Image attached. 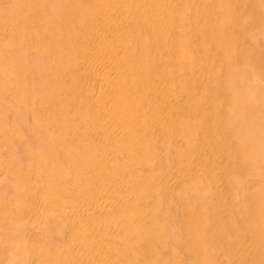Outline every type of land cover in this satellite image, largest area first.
Here are the masks:
<instances>
[{"label":"bare ground","instance_id":"bare-ground-1","mask_svg":"<svg viewBox=\"0 0 264 264\" xmlns=\"http://www.w3.org/2000/svg\"><path fill=\"white\" fill-rule=\"evenodd\" d=\"M202 1L0 0V152L5 154L4 159L0 156V165L5 163L4 170L5 167L11 169L8 176L2 173L3 168L0 170L4 175L0 201L5 195L10 196L9 189L16 191L19 184H23L27 173L24 168H28L27 174L31 175L30 163L41 161L48 173L57 174L55 184L51 174H48L50 177H40L44 179L39 183L35 178L33 183L37 182V187L42 182L48 183L47 178L54 184L51 189L49 186L45 189L43 184L39 190L33 191L39 193L34 194L32 201V205L37 206L36 211L32 205V209L28 204L16 206L18 201L14 197L18 194L11 193L10 198H14L15 203L7 200V214H13L8 209L14 206L11 210L16 207V216L38 214L39 218L35 217L38 220H35L36 228L32 227L31 221L28 225L26 217L24 225L18 219L21 226L25 229L26 225L28 229L21 231L24 237L20 234L9 239L7 244L0 242L5 246L3 249L0 245V264H184L187 255H181V258L185 256L181 261L176 253L181 247L175 249L180 246L178 243L184 228L187 231L184 237L188 236L185 238L191 247H196L195 252H190L197 253L196 262L195 258L191 259L192 255L190 262L219 264L221 252L227 253L230 247L231 251L234 247L219 246L222 251L213 247L215 241L212 244L209 237L212 238L211 234L221 227V219L219 221L217 217L216 221L215 217L216 223L219 221L215 225L211 216L216 214L212 215L207 209L211 213L209 216L203 207L219 200L216 194L220 195V189L230 200L232 210L228 211L237 218L235 223L242 218V225L246 222L255 226L261 243L255 262L264 264V0H245L246 7L243 8L249 13L243 10L249 18L246 22L241 21L243 24L240 19L235 20L239 13L235 2L232 5L230 0H215V15L214 10L207 11L210 6L208 8L209 3L205 5V0L204 5H200L202 7L198 6ZM190 7L192 11V7L196 9L199 19L208 12L210 17L207 15L206 19L216 21H212L214 24L210 20L206 22L204 17L203 21L209 25L202 22L203 25L197 19L198 25L202 26L191 27L196 20L191 16V22L189 15H185V12L191 13ZM234 20L235 24L241 25L239 28L231 24ZM203 26L210 32L203 31ZM230 28L239 29V37L236 32V36L234 31L229 32ZM197 30L200 40L195 36ZM195 39L199 47L192 45L193 51L190 45ZM210 41L213 46L216 43L222 54L217 60L223 57L224 63L220 59L222 68L214 67L212 71L210 64L213 63H209L212 56L207 58ZM213 50L216 53V49ZM213 70L215 75L221 73L218 76L220 83L217 82L222 87L219 89L221 98L219 94L220 102L217 103L223 105L220 107L224 109L219 111L224 112H218L224 115L216 113L217 109L213 108L214 112L213 105L210 110L214 119L215 113L223 118L222 125L231 143L228 150L234 159V170L225 182L226 190L219 187L220 193L214 192L218 184L211 186L213 182L203 176L204 170L212 172L218 168L212 157L210 162L202 164L200 156L202 161L199 157L196 162L201 163L198 171L201 168L202 175L189 169L195 175L187 172L190 177L179 185L171 178L172 171H176L172 164V147L181 150L178 164H183L185 169L192 167L191 160L198 153L197 149L215 153L212 138L215 124L207 126L203 121L206 118L195 116L198 117L195 121L198 126L191 131L181 124L179 113H176L179 108L175 106L184 94L182 92H193L200 84L209 85ZM201 93L199 96L204 101ZM214 94L218 95V92ZM191 95L186 97L190 99ZM195 101L194 110L196 106L204 107ZM173 106L175 112L171 110ZM163 109L173 112L168 113L171 115L167 119L163 118L168 123L165 130L176 124L182 135L178 132L181 136L175 138L177 142L174 139L161 141L153 166L151 160L156 145L154 143L152 147V142L146 138H157L162 132L157 118L165 115ZM63 173H66L65 177L69 175L64 181ZM34 185L28 184V187ZM26 187L22 185L19 190ZM25 190L28 193L27 188ZM40 191L43 192L41 196ZM26 192H23L25 197ZM31 193L29 200L33 196L30 197ZM213 196L216 197L214 201L211 200ZM20 197L17 198L20 200ZM166 202L170 209H165ZM244 211L249 215L247 219L246 215L241 216ZM183 212L188 213L186 218ZM1 216L3 221L6 215ZM207 219L212 220L211 229L212 224L219 228H208L211 231L206 232ZM178 220L182 225L186 223L184 228ZM19 222H13V225H19ZM234 225L238 227L239 222ZM21 226L20 229L14 226L17 234L22 230ZM218 231L215 239L221 236L220 229ZM4 234L8 236L10 233ZM191 247H187L188 250H192ZM212 248L218 253L221 251L220 254L216 255Z\"/></svg>","mask_w":264,"mask_h":264},{"label":"rangeland","instance_id":"rangeland-1","mask_svg":"<svg viewBox=\"0 0 264 264\" xmlns=\"http://www.w3.org/2000/svg\"><path fill=\"white\" fill-rule=\"evenodd\" d=\"M202 1V0H201ZM204 1V0H203ZM201 2V4H200V2L198 3L199 5L198 6H200V5H204V2H205V5H207L208 3H209V5H208V8H209V6H210V8H209V10H207V11H209V12H211L210 10H214V7L216 6L215 5V3H217V1H215V0H205L204 2ZM214 2V3H213ZM230 2L232 3V5H233V2H235L234 4H237V5H235L236 7V9H238V11H239V13L241 14V16L239 15V13L238 12H236V13H238V18H236L235 20H237L236 22H238L239 21V19H240V24L242 23V22H246V19L248 20V18L249 17H247L246 15H248V9H246V8H243V6L244 7H246V5L245 4H243L244 2H245V0H230ZM237 2V3H236ZM212 4V7H211V4ZM243 4V5H242ZM197 5V4H196ZM215 5V6H214ZM240 5V6H239ZM242 5V6H241ZM194 6H195V4H194ZM214 6V7H213ZM200 7H202V6H200ZM204 7V6H203ZM239 7V8H238ZM193 8V11H192V9H191V7H190V9H191V13H193L194 12V14H192V15H190L191 13H190V9H185L186 11H189L188 13L187 12H185L186 14V16L187 15H189V18H190V20L187 18V21L189 20V21H191L192 22V20L193 19H195L196 21H194L195 23L193 24V22H192V25H191V27H193V26H199L198 24V20L197 19H199V15H197L196 14V9L194 10V7H192ZM205 8H207V6L205 7ZM212 8V9H211ZM235 9V10H236ZM242 9V10H241ZM245 11H247V12H245ZM237 11V10H236ZM242 11V12H241ZM206 12V11H205ZM214 13L216 12V10H214L213 11ZM190 13V14H189ZM204 14H206V13H203L202 15V19L200 18L199 20V22L201 23V24H203L204 25V23L205 24H207L206 22H208V20H210L211 21V23H213L214 21H216V19H212L211 20V18L210 19H208L210 16V14L208 15V12H207V19H206V16L204 15ZM213 13H211V16H213L212 15ZM215 15H217V12L215 13ZM214 15V18H216V16ZM245 15V16H244ZM191 16H196V17H198V18H194L193 17V19H192V17ZM235 16V17H236ZM244 16V17H243ZM188 17V16H187ZM205 17V18H204ZM245 17H247V18H245ZM207 20L206 22H204L205 20ZM245 19V20H244ZM204 20V21H203ZM214 20V21H213ZM235 20H234V22L232 21L231 22V24L232 25H237L236 26V28L238 27H240L241 25L240 24H235L236 22H235ZM188 21V22H189ZM213 21V22H212ZM242 21V22H241ZM202 22H204V23H202ZM190 23V22H189ZM210 23V22H209ZM191 24V23H190ZM214 24V23H213ZM230 24V25H231ZM243 24V23H242ZM207 25H209V24H207ZM206 25V26H207ZM239 25V26H238ZM200 26H202V25H200ZM199 26V27H200ZM204 27V28H207V27H209L210 28V26H207V27ZM235 26H233L234 28H235ZM202 27V28H203ZM203 28V31H205V32H207V33H209L210 32V30L208 31L207 29H204ZM229 28V27H228ZM233 28V29H234ZM202 30V29H201ZM230 30H232V28H230L229 29V32H230ZM237 30H239V29H236V30H232V32H233V35H235L236 36V34H237V37H239L238 36V33L239 32H237ZM198 31V30H197ZM197 31H195V33L197 34V33H199V31L197 32ZM240 31H241V29H240ZM193 32V31H192ZM213 32V31H212ZM235 32H236V34H235ZM242 33V31L240 32V34ZM195 34V36H197V39H198V35L199 34H197L196 35ZM210 34H213V36H214V33H210ZM230 34H232V33H230ZM229 34V35H230ZM239 34V35H240ZM243 34V33H242ZM193 36H192V38L194 37V32H193V34H192ZM233 35H231V36H233ZM216 36V35H215ZM214 36V37H215ZM213 37V38H214ZM196 38V37H195ZM212 38V41L214 40ZM194 39V38H193ZM196 40V39H195ZM198 40H200V38L198 39ZM212 41H210V45L209 46H207V47H209L208 48V51H207V53H208V55H207V58H209V57H211V59H213V60H210V59H208V62H209V60H210V62L209 63H213L212 65L210 64V68L211 67H213V68H211V71H212V69H215L214 67H218V66H221V68H222V64H221V60H222V63H223V57H220V59L219 60H217L218 58L217 57H219V54H221V53H219L218 51V49L216 48L217 46H216V43H213L215 46H213L211 43H212ZM215 42H216V39L214 40ZM196 42H197V44H196ZM195 45V46H197V48L199 47L198 46V41L196 40L195 41V43L193 44V42H192V44L190 45V48L192 47L193 48V46ZM194 46V47H195ZM212 46H213V48L214 49H216L215 50V52L216 53H213L214 52V50H213V48H212ZM191 48V49H192ZM196 48V47H195ZM195 48H193V51H195ZM212 49V50H211ZM198 50V49H197ZM209 53H210V55H209ZM213 54H214V56H213ZM222 55V54H221ZM220 55V56H221ZM261 55V54H260ZM263 57H264V55H263ZM215 60V62H213ZM212 61V62H211ZM217 62V63H216ZM220 62V63H219ZM219 63V64H218ZM224 64V63H223ZM221 70V69H220ZM216 71V70H215ZM214 70H213V72H212V74L211 75H213V79L215 80V81H213V79L212 78H210L211 80L208 82L209 83V85H205V84H207V83H205V84H203V86H197L198 88H200V89H198V88H195L194 90H193V92H192V90L191 91H186V92H182V93H184L182 96H181V101L179 100V102L177 101V103H178V105H175L177 108H179V111L178 112H176V113H179V115H178V117H179V120L181 121L182 120V122H181V124L182 125H184V126H187V127H189V129L191 130V131H194L195 130V128H197V127H195V125L196 126H198L197 124H195V121H197L198 119V117L196 118L195 116H199V118L200 119H205V120H203L204 122L206 121L207 122V126H208V124H209V126H211L210 124H212V125H214L215 127H213L214 129H212V131H213V137L212 138H214V150L213 151H215V153L214 152H212L211 154H210V152H208V151H206L205 149H197V154H201V155H198L197 156V154H195L194 155V159H196L197 157H198V159L195 161L194 159H192L191 160V166L192 167H190L189 166V168H187V169H185V167L183 166V164H178V162L179 161H181V159H180V152H181V150L180 149H178V148H176V147H174V150H173V147L171 148L172 150H170L173 154V163L172 164H174L173 166H176V167H174L175 169H176V171L175 170H173L172 171V179L174 180V182H173V180H171L174 184H181L182 182H184L185 181V179H188V177L187 176H189L190 177V174L188 175V173L187 172H189V173H191L192 175H195V173H196V171H197V173H200L201 175H202V173H201V168L199 169V171H198V168H199V166L201 165V163L203 164V162L204 161H206V162H210L211 161V157H212V159H214L215 160V162L217 163V169L215 170V171H206V170H204V173H203V176H205V178L208 180V181H212L211 183H212V185L211 186H213V184L215 183V186H216V188H217V190H214V192H216V191H218L217 193H220V195H221V197H220V195L219 194H216V196H217V199H219V200H217V202H216V197L215 196H213V198L211 199V200H213L214 201V199H215V203H217L216 204V206H214V208H216V211L215 212H213V209L214 208H212L213 207V204L215 205V203H213L212 202V204H211V202L209 203L208 202V205H210L211 204V206H208L207 204V206L206 207H203V210H204V208L206 209V212H207V214L209 213L208 211H207V209L209 210V211H211L212 212V215H214V213L216 214V216H211L210 214L211 213H209L208 215L209 216H211L213 219L212 220H214V218L216 217V221H217V219L220 221V219H221V223L219 224V229H220V232H221V236H217V238L215 239V236H216V232H219L218 230V228L217 227H215V225L217 224L218 225V223H219V221H218V223H216V221H215V225H213L212 224V229H213V227H215L214 229H218V230H216V231H214V235H212L211 234V236H212V238L211 237H209L208 235H207V237H209V239H210V241L212 240V244H213V241H215L214 242V244L215 245H213V247H215V248H217V250L219 249V250H221L222 251V246H224V247H228L229 248V246H233L234 247V250H232L231 251V247L229 248L230 249V251H229V249H228V252L226 253V252H221V251H219V253L216 251V249L214 250L213 248V250H214V252L216 253V255H219L220 254V252H221V254L219 255V260H221L220 262L222 263V264H225V262H227L228 264H256L257 262H255V261H258V251H259V244H261L260 243V240H259V236H258V234H257V232H256V228H255V226L252 224V223H243V225L241 224V221H242V218L241 217H238V218H241V221H239L240 219H238V221L236 222V223H238L239 222V228L237 227V225L235 226L234 224H236L235 223V220H237V218L236 217H234L235 215H233V212L231 213V211H228V209H231L232 210V208H230V200H229V198H228V196H226L225 194H226V192L224 193V191H222V189H220V188H223V190H226L225 189V182H226V179H227V177L229 176V174L234 170L233 168H232V166H233V161H234V159L231 157L232 155L229 153V151H230V149L228 150V148H230V146H231V143L228 141V139H227V137H226V129L224 128V126L222 125L223 124V122L221 121L223 118H222V116L224 115L223 113V115L221 114V113H219V112H224V111H219V110H222V109H224L222 106V104L220 103L219 104V106H218V103L217 102H220V100H218V98H217V96L219 97V94H220V90L219 89H221L222 90V87H221V85L219 84L220 83V80H219V77L218 76H220V74L221 73H218L217 75H215L216 73H214ZM215 76V77H214ZM212 77V76H211ZM219 80V81H218ZM212 81V82H211ZM217 82H219V83H217ZM211 83V84H210ZM213 83V84H212ZM217 83V84H216ZM220 85V86H216V85ZM211 86H213L212 88H211ZM210 87V88H209ZM202 88H203V90H202ZM216 88V90L214 91V89ZM209 91H208V90ZM218 89V90H217ZM206 90V91H205ZM194 91H196V93L198 94L197 96H196V93L195 94H193L194 93ZM214 91V92H213ZM220 91V92H219ZM199 92V93H198ZM203 94H202V93ZM207 92H209V93H207ZM217 93L218 92V95H216V94H214V93ZM161 93V92H160ZM159 93V94H160ZM192 95H191V94ZM200 93H201V95H202V97H203V99H204V101H201L202 100V98L199 96L200 95ZM206 96H205V95ZM213 94L214 95H216V96H213ZM181 95V94H180ZM188 95H191L190 97V99H189V97H186V96H188ZM210 95V96H209ZM195 96V97H194ZM209 96V97H208ZM211 96H213V98L211 97ZM182 97H186L184 100H183V98ZM195 100H197V102L195 101V104L197 103V104H199V106L200 105H203L204 104V107L202 106V108L200 107V108H198L197 106H196V108H195V110H194V107H195V105H194V99ZM201 98V99H200ZM220 98H221V94H220ZM188 99V100H187ZM193 99V100H192ZM200 99V100H199ZM210 99V100H209ZM217 99V101H216V103L214 104V102H215V100ZM183 100V101H182ZM189 100L191 101L190 103H188L189 102ZM211 100H214V101H211ZM187 101V102H186ZM206 101H208V102H206ZM201 102V103H200ZM202 102H204V103H202ZM206 102V103H205ZM209 102H211V103H209ZM213 102V103H212ZM224 103V102H223ZM211 104V105H210ZM216 104H217V106H216ZM192 106V107H190V106ZM209 105V106H208ZM213 105V107H212V110H213V108H214V110L215 109H217V110H215L216 111V113H219L220 115H222L221 116V119L219 118V116H217L218 114H214L215 115V119H214V116H213V111L212 110H210L211 108V106ZM215 105V106H214ZM220 105H222L221 107H220ZM175 106H173L172 107V109L171 110H174L175 108ZM176 108V109H177ZM190 108V109H189ZM169 109V110H170ZM200 111H199V110ZM206 111L205 113L206 114H204V110ZM178 110V109H177ZM176 110V111H177ZM193 112H192V111ZM164 111V112H163ZM163 111H161L160 110V112H163V113H165V115H162L163 117L162 118H157V120H159L158 122L160 123V128H162V132L160 131V133H158L159 134V136H157V138H156V136H154V137H147L146 139H148V141H149V143H151L152 144V147H154L155 145L157 146H155V148H153V149H155V151H153V154H154V156L152 155V163H153V166H155L156 165V163H155V165H154V162L156 161V159H157V156L158 155H156L155 156V154L156 153H158V151L156 152V150H157V148H160V146L161 145H159V144H161L162 142H163V140L165 139V140H167V141H169V140H172V139H174L173 141L174 142H177L176 140L178 139V137H180L181 135H182V133H180L179 131H180V128H178V126L176 127V124H174L173 126H172V129L170 128V129H168V131H166L165 129L167 128V126H168V123L166 122L167 120V116H169V115H171V114H168V113H171L172 111H168L167 112V110H166V112H165V110L163 109ZM203 111V112H202ZM214 111V112H215ZM219 111V112H218ZM174 112H175V110H174ZM192 112V113H191ZM163 113H160L159 115H161V114H163ZM173 113V112H172ZM166 114H168V115H166ZM175 114V113H174ZM173 114V115H174ZM180 114H181V118H180ZM196 114V115H195ZM201 114V115H200ZM158 115V116H159ZM176 117H177V114L175 115ZM192 116H193V118H192ZM166 118L165 119V121H163L164 119L163 118ZM194 117H195V119H194ZM216 117H218L219 119H217ZM186 119V120H185ZM197 119V120H196ZM216 120H218V122L219 121H221V122H219V123H217L216 122ZM186 122V123H185ZM189 122V123H188ZM206 122H205V124H206ZM187 123H188V125H187ZM193 123V124H192ZM192 124V125H191ZM175 126V127H174ZM180 126V125H179ZM193 127V128H192ZM212 128V127H211ZM177 129V130H176ZM188 129V128H187ZM188 129V130H189ZM179 130V131H178ZM167 132V133H166ZM178 132L181 134H178ZM165 133V134H164ZM157 134V135H158ZM164 134V135H163ZM170 134V135H169ZM161 135V136H160ZM166 136V137H165ZM160 137H163V138H161L160 139ZM169 137V138H168ZM151 138V139H150ZM171 138V139H170ZM175 138H177L176 140H175ZM157 139V140H156ZM159 139V140H158ZM164 140V141H165ZM151 141V142H150ZM162 141V142H161ZM154 143H155V145H154ZM165 143V142H164ZM164 143L162 144V146L164 145ZM1 150V149H0ZM231 150H232V147H231ZM231 152V151H230ZM2 153H3V151L2 152H0V156H1V158L2 157H4L5 156V154L4 155H2ZM170 154V153H169ZM213 154V155H212ZM172 155H171V158H172ZM195 156H197L196 158H195ZM200 156H202V158H203V161H202V158L200 157ZM156 157V158H155ZM199 157H200V160H199ZM0 158V159H1ZM5 158V157H4ZM4 158H2V159H4ZM1 159V160H2ZM0 160V164H1V161ZM154 160V161H153ZM172 160V159H171ZM202 161L201 163H196L197 161ZM33 161H35V160H33ZM194 161V162H193ZM176 162V163H175ZM36 163H39V164H37L36 165ZM182 163V162H181ZM178 164V165H177ZM30 165H31V167H32V169H31V167H30V169H29V173L31 172V175H32V178H30L31 177V175H28L27 173H28V168H24V172L26 171L27 173L25 174V180H24V182H23V184L21 183L22 182V180H21V184H19V187L21 188L22 187V185H24V187H25V185L27 186L26 188H27V190H28V193L26 192V188L25 189H21V190H16L17 191V193H15L16 191L14 190V188L11 190V189H9V191H7V193L8 192H10L11 191V193L15 196V195H17V196H15L14 198H16V201H18L15 205L16 206H18L19 204L20 205H27L28 204V207H31V205H32V201H33V198H34V194H37L38 192H36V193H34L33 191L34 190H39L40 188H41V186H43V184H44V188L46 189V187H48V188H50L51 189V186L52 185H54L55 184V178L56 177H54V176H56L57 174H54L53 176H52V174H53V172H50V173H48L47 171H48V169L46 170V167H44L43 165H42V163H41V161H36V162H33V163H30ZM33 165V166H32ZM152 165V164H151ZM180 165H182V166H180ZM199 165V166H198ZM3 166H7V165H5V163H4V165H0V170L3 168V170H1L2 171V173H4V175H7L8 173V175H10L11 174V169H10V167H9V169H8V167L6 168L5 167V170L6 171H8L6 174H5V170H4V167ZM8 166H11V165H8ZM37 166V167H36ZM182 168V170H181V168ZM42 167H43V169H42ZM11 168L13 169V167L11 166ZM37 168V171L35 172V169ZM27 169V170H26ZM38 169H39V171H38ZM186 171H184V170ZM189 169H192L191 171L192 172H195V173H192L191 171H189ZM15 170V169H14ZM13 170V171H14ZM1 171H0V180L4 177V175H2V173H1ZM5 171V172H4ZM44 171H46L47 172V174L44 172ZM182 171H184V172H182ZM35 172V173H34ZM38 172V174L39 175H37L36 173ZM207 172H209L208 174H206ZM13 173V172H12ZM43 173V174H42ZM52 173V174H51ZM174 173V174H173ZM48 174H51V177H50V175L48 176ZM7 175V176H8ZM34 175V176H33ZM35 175H36V177H35ZM43 175H47V177H50V178H52V177H54L51 181H52V183H54V184H51V182H50V179L49 178H47V180H49V182L48 183H46L45 181V183H40L41 185H38V187H37V182H35L36 183V186L34 185L35 183H33L34 182V180H35V178L37 179L38 178V180H36V181H38V183H39V181H42L44 178H40V177H44ZM62 176V179H63V181L64 180H66L67 178H69V175L67 176V177H65V175H66V173H63V174H61ZM37 176H39V177H37ZM209 178H208V177ZM64 177H65V179H64ZM185 177V178H184ZM192 177V176H191ZM41 180H40V179ZM184 178V179H183ZM31 179H33V181L31 180ZM55 179V180H54ZM184 180V181H183ZM2 181V180H1ZM0 181V186H2L1 185V183H3L4 181H2L1 182ZM181 182V183H180ZM32 183V184H31ZM4 184V183H3ZM28 184L31 186V185H34V187H36V189L32 186V187H28ZM49 184V185H48ZM178 184V185H179ZM224 185V186H223ZM215 186H213V187H215ZM54 186H52V188H53ZM220 187V188H219ZM32 188H33V190H32ZM218 189H220V192H219V190ZM14 190V191H13ZM30 190V191H29ZM19 191L21 192V193H19ZM23 192H26V197H25V194L23 193ZM32 192V193H31ZM229 192V191H228ZM11 193H9L8 195H12ZM23 193V194H22ZM29 193H31V195H30V197L32 196V198L29 200ZM20 194V195H19ZM28 194V195H27ZM39 194V193H38ZM41 194H43V192H41L40 191V196H41ZM222 195H224V196H226V197H224V196H222ZM10 196H7V195H5V197H4V199L2 198L1 199V201H0V216L2 215V213L3 214H5V212H6V216L5 215H2L4 218H2V220L3 221H1V218H0V224H3L4 226H5V228H4V226H3V229H2V226H1V228H0V242H2V243H4V244H7V241H10L9 239H11L12 237V240L17 236L18 237V235H20L24 230H26V228L28 227V226H26L25 225V229L21 226V224H20V222H22L23 223V225H24V219H25V217H26V221H28V225H30V222L29 221H31V225H32V227H34V228H36L35 227V223H37L38 222V218H39V215L37 214L36 216H37V219H35V215H32V216H34V217H32V216H24V217H21V216H16V215H14V211H15V209H16V207H15V209H13V210H11L14 206L12 205V204H10L11 206H13V207H10V209H8V211H13V214H12V212H8L9 214H7V211H5L6 210V207H7V205H9V203H12L13 201H14V203H15V200H13L14 198H10ZM19 196H22V197H20V200H19V198H17V197H19ZM36 196V195H35ZM38 196V195H37ZM9 197V198H8ZM25 199H24V198ZM28 197V198H27ZM166 197V196H165ZM164 197V198H165ZM161 198H162V196H161ZM9 199V201H10V199H11V201L8 203L7 202V200ZM18 199V200H17ZM27 199L29 200V203L28 202H26L27 201ZM165 199H168L167 197L165 198ZM165 199H163V200H165ZM166 201V200H165ZM218 201H219V203H218ZM223 201V202H222ZM167 202H168V200H167ZM166 202V203H167ZM13 203V204H14ZM168 205L167 206H164L165 207V209H166V207L167 208H169L170 209V207H169V203H167ZM19 205V206H20ZM164 205H166V204H164ZM18 206V207H19ZM33 207H34V209L33 210H35L36 211V208H37V206L35 207L34 205H32ZM163 206V205H162ZM170 206H171V204H170ZM172 206H173V203H172ZM244 206V205H243ZM33 207H31V209L33 208ZM163 207V208H164ZM232 207V206H231ZM7 208H9V206L7 207ZM239 208H242L243 209V207H240L239 206ZM179 209V208H178ZM183 211H184V208H181ZM234 209V208H233ZM236 210H237V208H235ZM241 209V210H242ZM245 209V211H246V208H244ZM167 210V209H166ZM240 210V211H241ZM5 211V212H4ZM186 211V210H185ZM243 211V210H242ZM245 211L244 212H242V214L243 215H241V216H244V215H248V214H244L245 213ZM182 212V211H181ZM180 212V213H181ZM205 212V210H204V213H206ZM248 212H250V214L252 215V212L248 209ZM10 213L12 214V215H10ZM153 213V212H152ZM152 213H150V216L152 215ZM179 213V214H180ZM228 213L232 216V218H230L231 216L229 215V217L227 218V215H228ZM178 214V215H179ZM188 214V213H187ZM187 214H184V212H183V215L185 216V218L187 217ZM206 214V216H207V218L209 217L208 215ZM7 215H8V218H7ZM180 215H182V214H180ZM1 216V217H2ZM14 217V219L12 220V218ZM184 216H182V217H184ZM249 216V215H248ZM248 216L247 217H245V219H247L248 218ZM9 217H10V219H9ZM181 217V216H180ZM180 217H178V218H180ZM189 217V216H188ZM210 217V218H211ZM218 217V218H217ZM244 217H243V219H244ZM27 218H28V220H27ZM34 220H33V219ZM185 218H183V222H184V219ZM236 218V219H235ZM16 219H17V221L19 222V220H20V222H19V225H16V224H18V223H15V225H13L14 223L13 222H17L16 221ZM19 219V220H18ZM188 219V218H187ZM186 219V220H187ZM37 222H36V221ZM211 219H210V221H212ZM4 221H5V224H4ZM7 221V222H6ZM35 221V222H34ZM179 221V220H178ZM181 221H182V219H181ZM181 221H179L178 223L179 224H181ZM207 221H208V223H206L205 224V226H204V229L206 230V232H210L212 229H211V227H209V224H210V221L207 219ZM214 221H213V223H214ZM222 221H223V223H222ZM244 221V220H243ZM247 221V220H246ZM10 222V223H9ZM8 223L10 224V225H8ZM27 222H25V224H26ZM7 224V225H6ZM33 224H34V226H33ZM186 224V223H185ZM185 224L184 225H180L181 227H183V226H185ZM246 224V225H245ZM242 225V226H241ZM7 226V227H6ZM13 226V228H11ZM14 226L16 227V226H18V228L20 229V226L22 227V230H19L20 231V233H16L17 231V228H14ZM210 226H211V224H210ZM31 226H30V229L32 228ZM7 228V229H6ZM184 228V227H183ZM208 228H210L211 230L209 231V229ZM3 231H2V230ZM16 229V230H15ZM28 229V228H27ZM15 230V231H14ZM184 230L185 231H182V232H186L187 233V231H186V229L184 228ZM1 231L3 232V233H1ZM11 231V232H10ZM14 231V232H13ZM18 231V232H19ZM22 231V232H21ZM4 232L5 233H10V234H7L8 236H6V234H4ZM15 235H13V234ZM25 233V235H26V232H24ZM184 233H182L183 235L181 236V239H180V241H179V247H178V245H177V247L176 246H174V248L175 249H180V247H181V249L179 250V252H176V253H178V256L180 255V259H181V261H183V257H185L186 255V257H185V260L183 261V262H190L191 261V259L192 258H195L194 259V261L196 262V258H197V255H195V254H197V253H194L195 251L194 250H196L195 248L196 247H194V245H193V247H191L192 246V244L189 242V240L187 239L186 240V238H188V236H185L184 237ZM212 233V232H211ZM23 234V233H22ZM21 234V236H23L24 237V235H22ZM209 234V233H208ZM4 235V236H3ZM10 235V236H9ZM30 235V233H28L27 232V236L28 237H30L29 236ZM187 235V234H186ZM27 236H25V238H27ZM5 237V238H4ZM221 237H223V238H221ZM185 238V239H184ZM220 238H221V240H220ZM2 239H4V240H2ZM5 239H7V240H5ZM182 239H184L183 241H182ZM208 239V238H207ZM2 240V241H1ZM206 240V239H205ZM207 241V240H206ZM6 242V243H5ZM185 242V243H184ZM2 243H0V245H2ZM4 244L2 245L3 246V249H4ZM184 244V245H183ZM207 245H211V244H209L208 243V241H207V243H206ZM174 245H176V244H174ZM186 245V246H185ZM2 246H0L1 247V249H0V254H1V250H2ZM191 247V249L192 250H190V248H189V250H188V248L187 247ZM221 248H220V247ZM211 247H212V245H211ZM219 247V248H218ZM226 249V248H225ZM224 248H223V250L224 251H227V249L225 250ZM258 249V250H257ZM178 250H176V251H178ZM185 250H186V252H185ZM188 250V251H187ZM180 251H181V253H180ZM191 251H194L192 254L190 253ZM189 252V253H188ZM196 252H199L198 250L196 251ZM231 252V253H230ZM223 253V254H222ZM181 255H185V256H182V258H181ZM189 255V256H188ZM191 255L193 256V257H191ZM195 255V256H194ZM225 255V256H224ZM223 256V257H222ZM257 256V257H256ZM189 257H191V259L189 258ZM222 258V259H221ZM193 261V260H192ZM245 261V262H244ZM185 262V263H186ZM187 262V264H189ZM194 262V263H195ZM251 262V263H250ZM255 262V263H254ZM184 263V264H185ZM221 263H219V264H221ZM226 263V264H227ZM190 264H193V262H190Z\"/></svg>","mask_w":264,"mask_h":264}]
</instances>
